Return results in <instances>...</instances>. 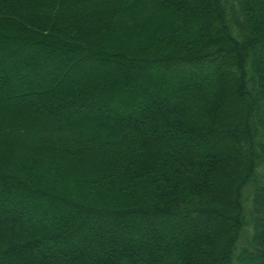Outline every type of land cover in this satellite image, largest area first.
Wrapping results in <instances>:
<instances>
[{
	"label": "trees",
	"instance_id": "1",
	"mask_svg": "<svg viewBox=\"0 0 264 264\" xmlns=\"http://www.w3.org/2000/svg\"><path fill=\"white\" fill-rule=\"evenodd\" d=\"M0 264H264V0H0Z\"/></svg>",
	"mask_w": 264,
	"mask_h": 264
},
{
	"label": "rangeland",
	"instance_id": "2",
	"mask_svg": "<svg viewBox=\"0 0 264 264\" xmlns=\"http://www.w3.org/2000/svg\"><path fill=\"white\" fill-rule=\"evenodd\" d=\"M4 163H6L7 166L15 167L18 165V158L16 156H14L10 159H6V161ZM21 170L24 172V169H21Z\"/></svg>",
	"mask_w": 264,
	"mask_h": 264
}]
</instances>
